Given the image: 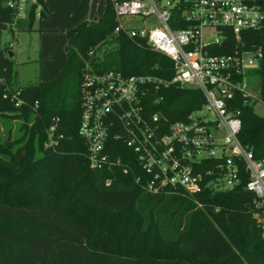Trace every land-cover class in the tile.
<instances>
[{
  "label": "trees",
  "instance_id": "obj_1",
  "mask_svg": "<svg viewBox=\"0 0 264 264\" xmlns=\"http://www.w3.org/2000/svg\"><path fill=\"white\" fill-rule=\"evenodd\" d=\"M46 1L35 0L28 17L15 20L0 0V32L14 38L16 32L33 30L36 19L47 15ZM256 3L264 13V0ZM115 26L113 2L105 0L97 20L66 30L70 43L60 73L27 85L19 84L10 43H0V264H264V208L256 207L245 190L243 164L232 189L204 188L195 195L150 192L144 186L150 176L133 150L110 135L109 153L121 164L90 167L79 134L86 68L160 79L173 75L169 57L116 33ZM241 39L244 48L261 49L263 57L250 70L258 79V99L235 103L241 118L238 138L262 159L264 116L254 106L264 103V21ZM233 47L229 34L218 52ZM154 98L160 101L153 104ZM204 101L198 89L171 85L149 93L147 115L186 120ZM53 124L56 143L48 145ZM214 164L209 160L200 167ZM153 233L158 256L147 251Z\"/></svg>",
  "mask_w": 264,
  "mask_h": 264
},
{
  "label": "built area",
  "instance_id": "obj_2",
  "mask_svg": "<svg viewBox=\"0 0 264 264\" xmlns=\"http://www.w3.org/2000/svg\"><path fill=\"white\" fill-rule=\"evenodd\" d=\"M111 1L114 31L169 57L173 75L160 79L86 68L79 134L86 143L90 167L121 164L120 158L113 159L109 153L110 135L133 150L150 176L144 184L150 192L168 189L195 195L204 188L232 189L240 182L243 164L245 190L253 194L256 207L264 208V158L255 159L240 142L241 118L235 106L239 98L246 102L259 97L251 87L252 78H256L250 70L259 66L263 52L244 48L241 37L244 31L262 27L260 5L256 0ZM33 3L35 0H2L15 20L27 18ZM36 16L40 17V6ZM124 18L140 19L143 26H127ZM229 34L234 38L233 49L218 52ZM171 85L198 89L204 104L186 120L170 121L159 112L147 115L149 93ZM152 101L157 104L160 100ZM55 128V124L49 128L48 145L56 143L52 138ZM209 160L215 164L202 169L200 166ZM122 168L128 170L127 165Z\"/></svg>",
  "mask_w": 264,
  "mask_h": 264
},
{
  "label": "rangeland",
  "instance_id": "obj_3",
  "mask_svg": "<svg viewBox=\"0 0 264 264\" xmlns=\"http://www.w3.org/2000/svg\"><path fill=\"white\" fill-rule=\"evenodd\" d=\"M50 1L52 4L50 6L51 8L48 7V16L37 18L35 25L36 27L42 26L53 29H48L44 32H41L40 34L36 31L16 32V41L13 39L11 32L7 30L0 32V43L2 45L10 43L12 46L11 51H15V56L13 57L15 62L14 68L18 72V80L20 85H27L39 80H48L54 78L58 74L59 68H61L63 65V48L68 43L67 36L63 30L68 27H73L77 23L88 18L85 17V19H81L80 21L79 19H76V21L70 20L72 15H75L79 12L77 11L79 7L76 8L78 3L77 0ZM86 5L89 9V4L87 2ZM104 7L105 0H92L90 4L92 15L88 20L92 21L95 19V17L99 18L103 14ZM81 11H83V8ZM83 13L80 16H82ZM80 16L78 18H83ZM122 22L127 26H143L142 21L137 18H124ZM251 87L258 95V79L252 78ZM254 109L256 113L264 116V103L262 101H257ZM121 220L124 221V216L121 218ZM110 224L111 223H108V226H110ZM138 228L139 225L137 226L136 224L135 229ZM151 237L152 238L150 240L149 247H147V251L150 254L158 256L161 250L157 243V236L155 233H153ZM169 254L172 253L169 252Z\"/></svg>",
  "mask_w": 264,
  "mask_h": 264
},
{
  "label": "crops",
  "instance_id": "obj_4",
  "mask_svg": "<svg viewBox=\"0 0 264 264\" xmlns=\"http://www.w3.org/2000/svg\"><path fill=\"white\" fill-rule=\"evenodd\" d=\"M62 1H64V0H62ZM77 6H76V8H78L77 9V11H79L78 13H76L75 15H72V17L70 18V20H74V21H76V19H79V21L81 20V19H85V17H88L86 20H83V21H88V22H90V23H93L95 20H97L98 18L97 17H95V19L94 20H92V21H89L88 19L91 17V10H90V4H91V2H92V0H77ZM86 2L89 4V9L87 8V5H86ZM51 1L50 0H47L46 1V8H47V14H48V7H50L51 6ZM64 5H65V3H64ZM85 6H86V9H85ZM51 8V7H50ZM83 8V11H81V9ZM84 12V13H83ZM83 13V15L82 16H80L81 14ZM48 15H46L45 17H47ZM83 17V18H78V17ZM78 21V20H77ZM83 21H81V22H83ZM81 22H79V23H81ZM79 23H77L76 25H78ZM74 25V24H73ZM75 25V26H76ZM75 26H73V27H75ZM70 28H72V27H68V28H66V29H64L63 31H64V33H65V35H66V30H68V29H70ZM48 29H53V28H49V27H42V26H38V27H36V25L34 24V29L33 30H31V31H36V32H38L39 34L41 33V32H44V31H46V30H48ZM13 36V35H12ZM67 36V35H66ZM13 39H15V41L17 40V35L16 34H14V38ZM68 39V38H67ZM70 43V39H68V43L66 44V45H68ZM66 45L64 46V48H63V56H62V63H63V65L61 66V68H59V72H58V74L60 73V71H61V69L63 68V66H64V64H65V61H66V53H65V47H66ZM10 46H11V44H10ZM11 48H12V46H11ZM12 53H13V57L15 56V51H12ZM57 74V75H58ZM56 75V76H57ZM55 76V77H56ZM54 77V78H55ZM53 79V78H52ZM48 80H51V79H48ZM48 80H42V81H48Z\"/></svg>",
  "mask_w": 264,
  "mask_h": 264
},
{
  "label": "water",
  "instance_id": "obj_5",
  "mask_svg": "<svg viewBox=\"0 0 264 264\" xmlns=\"http://www.w3.org/2000/svg\"><path fill=\"white\" fill-rule=\"evenodd\" d=\"M12 56H13L12 51H9V57H12Z\"/></svg>",
  "mask_w": 264,
  "mask_h": 264
}]
</instances>
